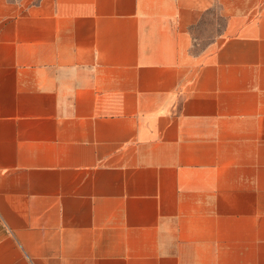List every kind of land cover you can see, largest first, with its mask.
I'll return each instance as SVG.
<instances>
[{
  "label": "crops",
  "instance_id": "0c3cea01",
  "mask_svg": "<svg viewBox=\"0 0 264 264\" xmlns=\"http://www.w3.org/2000/svg\"><path fill=\"white\" fill-rule=\"evenodd\" d=\"M0 264H264V0H0Z\"/></svg>",
  "mask_w": 264,
  "mask_h": 264
},
{
  "label": "rangeland",
  "instance_id": "374dc122",
  "mask_svg": "<svg viewBox=\"0 0 264 264\" xmlns=\"http://www.w3.org/2000/svg\"><path fill=\"white\" fill-rule=\"evenodd\" d=\"M226 19L221 14L217 7L211 8L205 13L203 19L194 30L195 44L193 49L195 51L206 48L211 42L219 39L224 32Z\"/></svg>",
  "mask_w": 264,
  "mask_h": 264
}]
</instances>
